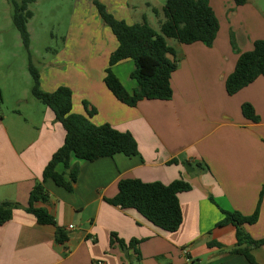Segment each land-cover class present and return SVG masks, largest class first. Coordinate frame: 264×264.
<instances>
[{
	"label": "crops",
	"instance_id": "crops-1",
	"mask_svg": "<svg viewBox=\"0 0 264 264\" xmlns=\"http://www.w3.org/2000/svg\"><path fill=\"white\" fill-rule=\"evenodd\" d=\"M209 4L219 20L211 46L167 40L178 61L170 100H143L136 107L117 100L104 83L107 59L118 47L115 37L108 48L102 42L91 46L105 55L103 64L77 61L72 74L76 77L64 84L72 91L73 112L89 117L87 102L97 111L90 121L131 133L138 154L118 153L95 161L72 158L71 167L78 169L73 191L47 180V198L37 204L48 210L56 225H41L24 208L15 209L0 225V264H251L233 253L237 228L219 223L222 210L250 216L259 206L258 221L240 228L253 240L264 238V77L234 95L228 94L226 80L239 55L264 39V0ZM161 19L145 15L157 31ZM56 65L68 69L67 59ZM134 70L133 61L113 67L130 93L137 87L131 77ZM21 102L22 97L15 112L23 125L10 128L0 116V201L27 207L31 190L42 181L66 132L47 106H36L37 116L32 101L26 100L29 109L23 114ZM243 104L253 107L258 121L243 115ZM56 170L63 173L65 168L60 164ZM122 179L188 182L191 190L178 195L183 217L179 229L164 231L137 211L109 203ZM59 230L68 236L64 244L56 241ZM113 234L126 246L112 244ZM131 241L139 242L136 250L128 247ZM251 254L256 264H264V244L252 248Z\"/></svg>",
	"mask_w": 264,
	"mask_h": 264
},
{
	"label": "trees",
	"instance_id": "trees-1",
	"mask_svg": "<svg viewBox=\"0 0 264 264\" xmlns=\"http://www.w3.org/2000/svg\"><path fill=\"white\" fill-rule=\"evenodd\" d=\"M35 0L13 1L15 12L13 22L26 45L29 43L27 24L33 13L29 5ZM98 7L100 15L109 25L118 47L110 55L108 67L105 70L104 83L111 93L121 103L136 107L143 100H170L173 96L171 76L177 67L175 49L169 46L167 40L173 39L185 45L204 43L211 46L219 31V20L215 15L209 0H167L163 7V20H160L159 31L151 27L146 20L143 23L128 24L118 20L105 11V7L90 0ZM247 0H235L238 5ZM155 15L159 11L153 8ZM133 61L135 70L131 73L137 87L133 92L127 91L119 78L113 72V67ZM34 77L33 97L47 106L55 115L65 132L63 145L52 155L45 166L42 181L37 182L30 192L29 204L22 207L19 203L0 201V225L12 218L15 209L24 208L32 214L41 225H56L54 217L47 209L37 204L46 200L47 193L43 183L52 180L56 185L69 192L73 191V183L78 176L77 167H71L72 158L95 161L102 157H111L118 153L126 156L138 154L137 142L129 132H121L109 124L95 125L89 119L96 114V109L84 107L89 117L73 112L72 91L61 86L53 92H44L40 88L39 75L31 69ZM264 77V39L254 43L251 51L239 55L235 70L226 80L229 95L238 93L258 77ZM243 115L253 121H258L250 104L242 105ZM62 164L65 168L59 173L56 168ZM69 170L68 173L66 171ZM68 175L69 180L65 178ZM191 190V185L184 180H175L170 184L161 182H143L139 179H122L118 183V193L108 202L122 209H133L156 227L175 232L181 226L183 217L178 195ZM224 218L219 226L233 225L237 228V245L233 253L243 255L251 264H256L251 249L264 244V238L253 240L245 234L241 226L255 224L259 218V206L256 211L245 216L237 211L222 210ZM68 236L61 230L57 231L56 241L64 244ZM119 242L125 247L124 241L112 235L111 243ZM138 241H131L129 248L136 250Z\"/></svg>",
	"mask_w": 264,
	"mask_h": 264
},
{
	"label": "rangeland",
	"instance_id": "rangeland-1",
	"mask_svg": "<svg viewBox=\"0 0 264 264\" xmlns=\"http://www.w3.org/2000/svg\"><path fill=\"white\" fill-rule=\"evenodd\" d=\"M13 1L0 0V116H5V124H21L15 110L18 101L24 114L26 100H30L33 110L39 116V109L46 106L32 95L34 77L31 69L39 75L40 88L57 89L71 83L76 76L77 61L95 60L103 64L102 51L97 53L92 45L102 42L103 47L110 46L114 36L108 24L102 19L98 7L90 0H35L29 5L33 16L27 29L29 43L26 45L13 22L15 7ZM105 11L118 20L143 22L145 15L154 19L163 16V7L167 0H97ZM149 5L159 11L156 16ZM160 28V26H159ZM158 29V28H157ZM170 43L176 40L169 39ZM101 53V55H100ZM111 54V53H110ZM100 56V57H99ZM110 57V55H109ZM107 59V65L109 61ZM67 59V70L60 68ZM53 92V91H52ZM50 93V92H49ZM38 106V107H36ZM19 108V107H18ZM18 116V117H17ZM13 125L10 127L12 128Z\"/></svg>",
	"mask_w": 264,
	"mask_h": 264
},
{
	"label": "built area",
	"instance_id": "built-area-1",
	"mask_svg": "<svg viewBox=\"0 0 264 264\" xmlns=\"http://www.w3.org/2000/svg\"><path fill=\"white\" fill-rule=\"evenodd\" d=\"M70 228H73V226H70ZM97 264H103V262H100V261H99Z\"/></svg>",
	"mask_w": 264,
	"mask_h": 264
}]
</instances>
